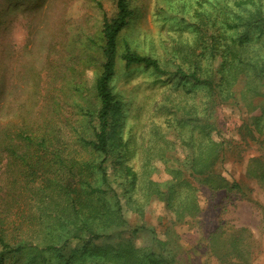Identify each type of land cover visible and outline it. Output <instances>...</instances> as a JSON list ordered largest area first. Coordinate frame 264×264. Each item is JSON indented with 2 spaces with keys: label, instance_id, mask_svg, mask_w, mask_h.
Segmentation results:
<instances>
[{
  "label": "rangeland",
  "instance_id": "1",
  "mask_svg": "<svg viewBox=\"0 0 264 264\" xmlns=\"http://www.w3.org/2000/svg\"><path fill=\"white\" fill-rule=\"evenodd\" d=\"M129 6L133 14L119 35V51L127 45L132 51L158 59L169 71L176 69L172 58L198 43L212 21L220 26L218 20L228 12L235 15L237 11L245 17L251 13L235 7L234 0H129ZM116 13L117 0H0V132L6 130L15 137L30 123L40 125L52 119L78 153L82 149L79 135L94 139L98 123L95 81L104 61L102 24L105 15L113 17ZM243 22L237 28L240 32L244 31ZM248 35L264 54L263 27L253 26ZM220 62L218 56L213 62L215 69ZM166 79L167 75L152 68L127 66L119 60L112 80L115 150L110 147L105 165L111 186L124 204L123 234L88 242L72 238L56 250L29 247L16 254L17 264H36L41 257L50 264H89L99 254L95 247L118 246L122 239L131 240L137 247H149L154 236L157 247L173 257L175 264H264V176L260 175L264 172V145L255 131L259 126L264 128L263 85V94L258 95L239 79L232 88L234 96L219 104L211 116L214 135L224 143L225 158L217 164V171L229 183L239 182L240 191H211L199 185L200 212L181 222L174 221L165 202L156 196L147 201L142 212L127 203L128 181L118 168L130 163L122 153L131 151L132 133L138 141L142 135L148 138L155 126L168 127V113L176 109L174 104L198 103L208 92L197 88V95L187 99L182 91L191 83L173 79L171 84L163 81ZM170 86L182 91L172 93ZM170 133L174 143L168 156L174 160L189 147L174 140L176 130ZM13 142L24 143L18 138ZM5 148V143H0V210L5 212L1 203L6 197L12 201L6 211L11 215L16 211L14 198L24 202L27 195L22 184L28 171H23L20 161ZM86 150L81 151L84 157L101 159ZM140 161L134 159L132 163L138 166ZM154 165L152 178L167 180L165 164L157 160ZM142 224L139 231L132 232ZM234 238L241 244L242 253L237 256L228 250Z\"/></svg>",
  "mask_w": 264,
  "mask_h": 264
},
{
  "label": "trees",
  "instance_id": "2",
  "mask_svg": "<svg viewBox=\"0 0 264 264\" xmlns=\"http://www.w3.org/2000/svg\"><path fill=\"white\" fill-rule=\"evenodd\" d=\"M234 6L251 13L245 17L237 11L235 15L228 12L218 20L222 23L220 26L212 21V30L205 29L198 43L195 41L187 52L172 58L176 69L169 71L158 59L132 51L127 45L119 51V35L129 24L133 10L129 0H117V13L113 17L105 15L102 24L104 61L95 81L98 123L94 128V139H87L83 134L78 136L82 149H88L89 155L101 159L84 157L82 149L78 153L52 119L40 125L30 123L15 137L6 130L0 132V143H5L7 153L20 161L23 171H28L22 184L27 195L24 202L14 198L16 211L11 213L13 218L6 213L12 207V201L5 197L1 203L5 212L0 210V264H17L16 254L24 253L29 247L56 250L66 246L72 238L88 242L123 234L126 224L124 204L111 186L105 165L106 158L115 150L111 118L116 99L112 80L119 60L127 66L144 65L167 75V81L163 80L167 83L173 79L191 83L192 86L184 91L170 86L172 93L182 91L187 99L197 95V88L208 90L205 99L200 98L198 103L181 104L179 101L174 104L176 109L168 113V127L155 126L148 138L142 135L141 141L132 133L131 151L122 153V158L129 157L130 163L118 168L128 181L125 197L132 209L142 212L147 201L156 196L165 202L174 221L181 222L200 212L199 185L211 191H240L239 182L229 183L217 171V164L225 158L224 143L214 135L216 127L211 116L219 104L234 96L232 88L239 79L246 81L258 95L263 94L260 88L264 86V54L253 46L248 29L253 26L264 29V0H234ZM240 21H244L242 32L237 30ZM237 31V35L231 34ZM218 56L221 62L215 69L213 62ZM187 62L190 66L185 67ZM175 130L174 140L189 150L172 160L168 153L174 141L169 135ZM255 131L264 145V128L259 126ZM16 138L24 141L23 146L15 145L13 139ZM134 159H141L138 166L132 163ZM157 160L165 164L168 175L165 181L152 178ZM260 175L263 177L264 172ZM143 226H136L132 232ZM236 239L228 247L234 256L242 253ZM156 241L154 236L152 246L137 247L131 240L122 239L118 246L95 247L99 254L89 264H175L173 257L157 247ZM36 264L50 263L41 257Z\"/></svg>",
  "mask_w": 264,
  "mask_h": 264
}]
</instances>
